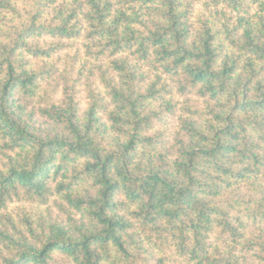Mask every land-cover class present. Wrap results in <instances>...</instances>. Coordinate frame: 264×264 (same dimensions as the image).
<instances>
[{
  "label": "trees",
  "instance_id": "trees-1",
  "mask_svg": "<svg viewBox=\"0 0 264 264\" xmlns=\"http://www.w3.org/2000/svg\"><path fill=\"white\" fill-rule=\"evenodd\" d=\"M0 264H264V0H0Z\"/></svg>",
  "mask_w": 264,
  "mask_h": 264
},
{
  "label": "rangeland",
  "instance_id": "rangeland-1",
  "mask_svg": "<svg viewBox=\"0 0 264 264\" xmlns=\"http://www.w3.org/2000/svg\"><path fill=\"white\" fill-rule=\"evenodd\" d=\"M87 100H85V99H83L82 101H81V104H82V107L84 108L85 107V105H86V102ZM30 207L28 206V209H29Z\"/></svg>",
  "mask_w": 264,
  "mask_h": 264
}]
</instances>
